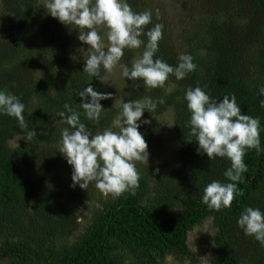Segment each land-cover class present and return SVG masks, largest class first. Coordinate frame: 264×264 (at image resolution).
Listing matches in <instances>:
<instances>
[{"label": "trees", "instance_id": "obj_1", "mask_svg": "<svg viewBox=\"0 0 264 264\" xmlns=\"http://www.w3.org/2000/svg\"><path fill=\"white\" fill-rule=\"evenodd\" d=\"M126 2L134 12L150 10L139 0ZM179 2L182 22L173 33L163 26L155 58L175 67L180 54H190L196 69L182 80L170 75L164 88L152 89L123 77L117 67L118 89L113 80L105 78V84L83 71L89 46L78 39V28L47 13L43 0H0V91L25 105L28 125L21 129L16 118L0 112L1 264H163L167 256L199 264L185 237L205 217L214 228L209 264H264V246L237 223L248 207L264 213V0ZM151 12L145 33L162 24ZM105 31L99 29L101 35ZM141 39L147 43L146 35ZM143 50V45L125 49L121 63L131 67ZM89 84L113 94L100 101L104 110L98 122L86 119L83 98L76 94ZM197 86L217 101L234 94L242 114L260 121L261 151H246L247 172L236 182L231 207L220 211L202 202L203 190L214 180L231 182L224 176L231 162L209 159L197 152L194 138L187 140L191 114L184 97ZM147 97L165 102L157 103L153 113L144 111L138 131L147 144L155 142L158 123L143 121L170 110L176 160L151 178L136 164L140 186L135 195L100 197L94 182L87 190L73 187V167L58 151L63 129L70 128L58 116L66 111L64 104L78 111L94 134L111 127L122 100ZM31 130L36 135L27 140ZM14 135L24 139L11 147L8 139ZM90 200L87 222L77 231L78 210Z\"/></svg>", "mask_w": 264, "mask_h": 264}, {"label": "clouds", "instance_id": "obj_2", "mask_svg": "<svg viewBox=\"0 0 264 264\" xmlns=\"http://www.w3.org/2000/svg\"><path fill=\"white\" fill-rule=\"evenodd\" d=\"M43 8L65 25L79 29L78 39L89 46L83 71L92 78L98 77L101 82H106L104 74L101 75L102 70L112 73L119 67L121 75L129 80H142L152 89L164 88L170 75L182 80L197 67L190 54H180L175 67L162 58H155L159 41L163 38V25L157 23L145 33V27L152 21L151 10L134 12L126 0H43ZM101 28L106 29L103 35L99 32ZM143 35L147 36L146 44L141 39ZM142 45L144 50L132 61L131 67L121 63L125 49L136 50ZM76 94L83 98L80 107L86 119L97 122L104 110L100 101L113 95L98 92L91 84ZM260 94L264 95V87ZM184 98L191 114L187 140L193 141L194 138L199 145L197 152L205 153L209 159L226 157L231 162L224 172L231 182H210L203 190L202 202L216 211L230 208L237 194L236 182L242 181L243 174L247 172L244 162L246 151H261L260 121L242 114L234 94L217 101L197 86L189 87ZM164 102L163 98L153 101L150 97L127 102L122 100L121 110L112 120L111 127L96 130L94 134L81 121L80 113L65 103L66 111L59 112L58 116L70 128L63 129L58 151L73 167L72 186L78 184L87 190L94 182L106 197L111 195L115 199L125 192L135 195L140 186L136 162L149 163L148 144L138 131V121L145 110L153 113L157 103ZM261 105L264 106V100ZM24 109L25 105L17 96L0 91V112L16 118L21 129L28 128ZM143 123L150 124L151 121L144 120ZM35 135L36 132L31 130L26 138L29 140ZM237 223L246 235L254 236L264 246V213L260 209L248 207Z\"/></svg>", "mask_w": 264, "mask_h": 264}, {"label": "rangeland", "instance_id": "obj_3", "mask_svg": "<svg viewBox=\"0 0 264 264\" xmlns=\"http://www.w3.org/2000/svg\"><path fill=\"white\" fill-rule=\"evenodd\" d=\"M141 4L149 8L156 17L163 24L165 30L169 33H173L176 26H179L182 22V6L179 0H139ZM157 11L159 16H157ZM106 40V37H105ZM104 73V72H103ZM106 80H113L116 87H120L118 79L117 68L112 73H104ZM107 84V82H105ZM119 99H122L123 93L117 90ZM146 120H150L151 123H158L156 129L158 130L157 140L155 142L148 143L149 163L144 164L136 162L138 168L148 174L151 178L155 170L163 169L170 162L176 160L177 144L174 138L173 124L171 111L167 110L158 116H148ZM150 123V124H151ZM105 128L99 129L103 130ZM156 130V131H157ZM24 139L21 135H14L8 139V144L12 147L22 142ZM100 197H105L99 190H97ZM96 195V194H94ZM93 201H87L80 206L78 210V222L77 231H80L81 227L87 222V213L90 209ZM214 232V228L211 224L210 218L205 217L201 222L193 226L185 237V244L189 250H191L197 257L199 264H209L210 254L212 249L211 236ZM73 240V236H69V241ZM1 264V263H0ZM163 264H188L187 260H176L170 256L165 257Z\"/></svg>", "mask_w": 264, "mask_h": 264}]
</instances>
